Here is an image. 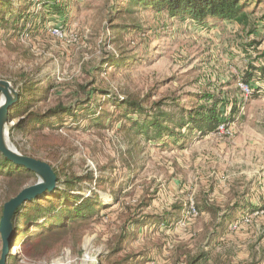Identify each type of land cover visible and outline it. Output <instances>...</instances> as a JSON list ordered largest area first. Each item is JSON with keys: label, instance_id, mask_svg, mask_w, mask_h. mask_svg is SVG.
I'll list each match as a JSON object with an SVG mask.
<instances>
[{"label": "rangeland", "instance_id": "1", "mask_svg": "<svg viewBox=\"0 0 264 264\" xmlns=\"http://www.w3.org/2000/svg\"><path fill=\"white\" fill-rule=\"evenodd\" d=\"M61 1L65 21L48 16L38 30L15 38L0 31V80L24 74L50 82L43 111L93 93L94 114L78 113L65 122L74 123L69 129L56 132L64 142L56 157L67 162L68 174L105 178V190L97 189L105 207L80 227L69 225L54 251L28 259L21 244L11 247L15 264H264V215L241 221L264 210V83L254 78L249 93L240 87L264 54V0L247 6L246 29L229 21L199 27L141 8L113 18L127 6L121 0ZM123 25L138 32L114 36L111 28ZM55 27L62 37L51 35ZM110 55L128 62H105ZM209 95L225 130L187 133L177 144L136 137L109 100H136L148 111L160 102L176 111L204 104ZM100 112L112 124L85 128ZM8 139L28 151L21 136ZM39 157L44 161L46 153ZM6 186L0 178V207ZM92 189L86 183L74 193L89 196ZM140 203L141 222L124 227Z\"/></svg>", "mask_w": 264, "mask_h": 264}, {"label": "trees", "instance_id": "2", "mask_svg": "<svg viewBox=\"0 0 264 264\" xmlns=\"http://www.w3.org/2000/svg\"><path fill=\"white\" fill-rule=\"evenodd\" d=\"M251 1L259 0H121L127 6L118 7L113 18L121 19L125 14L131 16L141 8L156 14L165 13L170 18L181 21L190 20L199 27L218 21H229L246 29L250 23L246 9ZM63 7L61 0H0V31H5L10 38H15L38 30L48 16L62 17L65 21L68 16L63 12ZM137 28L136 25H123L114 26L111 30L114 36L118 37L120 32H135ZM260 56L261 63L250 67L242 78L246 86H249L254 78L264 83V54ZM106 60L108 61L105 62L115 65L128 62L126 59L116 60L115 55H110ZM9 82L16 90L18 99L8 110V119L12 122L8 135L12 141L15 135L27 141L28 151L18 150L22 155L41 160L39 154L45 152L46 158L43 159L53 169L57 182L54 189L40 193L23 203L13 219L11 247L21 244L22 255L29 259L56 250L61 235L69 225H78V228L81 226L80 220L92 218L105 207L97 189L103 192L106 181L102 177L95 178L92 172L78 177L68 174L67 162L56 157L58 150L64 147V142L59 138L61 136H56V132L69 129L70 124L74 123L65 122L76 119L78 113L89 111L94 114L91 110L95 98L93 93H84L83 96L72 99L70 104L58 103L54 107H46L43 111L49 92L53 88L50 82L41 85L24 74L20 75L18 81ZM81 88L84 91V87ZM101 94L108 95L102 92ZM109 100L114 108L121 110V118L131 122L130 128L134 130V135L147 142L161 143L165 139H172L171 142L177 144L186 138L187 133L203 137L216 131L220 124L218 101L211 95L204 98V104L187 110L176 105V111L163 110L160 102L148 111L136 100L112 97ZM111 118V115L100 112L92 119L97 123H86L85 128L105 127V124H112ZM0 178L7 183L5 201L0 207L1 216L3 204L17 195L29 181H37V176L0 154ZM86 183L95 184V189L91 190L89 196L74 193ZM142 204L136 206L137 214L129 213L124 227L141 222ZM33 228L36 232L32 231ZM118 247H121L120 243ZM203 257L204 255H199L193 262ZM16 261L14 257L9 256L6 264H15Z\"/></svg>", "mask_w": 264, "mask_h": 264}, {"label": "water", "instance_id": "3", "mask_svg": "<svg viewBox=\"0 0 264 264\" xmlns=\"http://www.w3.org/2000/svg\"><path fill=\"white\" fill-rule=\"evenodd\" d=\"M18 99L9 82L0 80V154L10 162L22 166L37 176V181L21 189L17 195L3 204L0 218V264H6L11 250L13 219L19 207L38 194L56 187V175L51 166L42 160L20 154L9 142V107Z\"/></svg>", "mask_w": 264, "mask_h": 264}, {"label": "built area", "instance_id": "4", "mask_svg": "<svg viewBox=\"0 0 264 264\" xmlns=\"http://www.w3.org/2000/svg\"><path fill=\"white\" fill-rule=\"evenodd\" d=\"M50 33H51V35L53 37H62V31H60V29H58L57 27L50 29ZM240 87H241V89L244 92L249 93L248 87L246 85H240ZM224 130H225L224 124L220 125L217 128V131H220V132H223ZM261 215H264V210L254 212V214H252L251 217H248V216L243 217L241 221H242L243 224H247V223L250 222V220L252 219V217H254V216H261Z\"/></svg>", "mask_w": 264, "mask_h": 264}, {"label": "bare ground", "instance_id": "5", "mask_svg": "<svg viewBox=\"0 0 264 264\" xmlns=\"http://www.w3.org/2000/svg\"><path fill=\"white\" fill-rule=\"evenodd\" d=\"M85 260V259H84ZM86 261V260H85Z\"/></svg>", "mask_w": 264, "mask_h": 264}]
</instances>
